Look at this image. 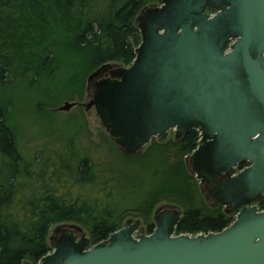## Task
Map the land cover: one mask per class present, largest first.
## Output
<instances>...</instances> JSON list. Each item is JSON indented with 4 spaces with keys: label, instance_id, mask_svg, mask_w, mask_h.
Segmentation results:
<instances>
[{
    "label": "water",
    "instance_id": "95a60500",
    "mask_svg": "<svg viewBox=\"0 0 264 264\" xmlns=\"http://www.w3.org/2000/svg\"><path fill=\"white\" fill-rule=\"evenodd\" d=\"M135 23L134 60L109 71L83 106L129 156L170 131L179 139L196 130L192 171L234 220L219 232L176 235L173 211L155 217L150 234L135 235L129 221L91 247L78 228L57 226L37 264H264V209L253 205L264 203V0H162Z\"/></svg>",
    "mask_w": 264,
    "mask_h": 264
},
{
    "label": "trees",
    "instance_id": "16d2710c",
    "mask_svg": "<svg viewBox=\"0 0 264 264\" xmlns=\"http://www.w3.org/2000/svg\"><path fill=\"white\" fill-rule=\"evenodd\" d=\"M145 3L0 0V264H37L52 251L46 242L49 229L61 222L86 227L91 246L102 242L121 228L122 217L133 211L134 200L141 199L144 181L139 175L102 166L74 144L67 154L71 164L63 163L60 156L32 169L9 115L22 94L42 112L63 99L80 97L88 73L101 66H129L141 41L135 19ZM198 140L196 130L175 139L178 153L191 154ZM247 165L243 161L238 169ZM174 172L182 174L180 164ZM152 198L143 202L152 207ZM183 207L176 235L219 232L234 220L223 208L206 213ZM154 228L148 223L146 234Z\"/></svg>",
    "mask_w": 264,
    "mask_h": 264
},
{
    "label": "rangeland",
    "instance_id": "374dc122",
    "mask_svg": "<svg viewBox=\"0 0 264 264\" xmlns=\"http://www.w3.org/2000/svg\"><path fill=\"white\" fill-rule=\"evenodd\" d=\"M161 3L162 0H146L138 15L146 8L159 7ZM103 66L106 67V70H103L99 77L93 78L89 85H87V79L94 71L88 73L82 95L78 98L75 97L74 100L63 99L42 112L31 105L32 99L25 94L19 97L18 103H14L13 110L10 111L9 115V124L17 130L19 148L26 160L31 163L32 169H38L42 165V161L54 162L60 156L63 163H68V149L74 144L81 154L87 155L102 166H111L131 175H139L144 181L140 190L142 200L140 199V202L134 200L133 206L137 207L136 204L138 203L140 208L133 207V211L125 214L120 222V227H124L131 221L135 225V235L138 233L146 234L147 224L154 223V218L160 214H171L173 211H177L181 217L184 211L183 206L186 205L202 208L206 213L217 208L215 200L209 196L208 185L199 181L192 171L190 160L192 153L184 156L178 153L175 146L174 131L169 132L165 142H160L157 139L151 140L137 155L129 156L119 148L106 132L94 107L91 106L86 109L83 106L94 99L97 82L105 75L107 76L109 71L117 67H127L122 63H108ZM65 102L74 105L67 111L56 110ZM36 152H40L39 157L38 154L36 156ZM64 156L65 158H63ZM37 157L40 159L39 162ZM69 163L71 164V162ZM178 164H180L182 173L180 176L174 172L175 165ZM154 170L157 171V175L152 177L151 173ZM148 197H153L150 200V202L153 201L152 207L143 202ZM149 207L151 208L149 209ZM223 210L230 213L227 208H223ZM230 214L234 216V214ZM57 226H62L65 229L74 226L73 228L79 229V231L78 229L72 231L76 236L85 234L89 237L88 229L81 224L57 223L51 226L46 238L51 249L55 245L52 239L56 236L54 231ZM89 246L91 247L90 240ZM23 264L32 263L24 261Z\"/></svg>",
    "mask_w": 264,
    "mask_h": 264
},
{
    "label": "flooded vegetation",
    "instance_id": "af4514ba",
    "mask_svg": "<svg viewBox=\"0 0 264 264\" xmlns=\"http://www.w3.org/2000/svg\"><path fill=\"white\" fill-rule=\"evenodd\" d=\"M103 70H106V67L103 68V69L101 70L99 76L102 74ZM99 76H98V77H99ZM108 76H109V72H108L107 76L105 75L101 80L107 78ZM223 178H225V177H223ZM255 202L258 203V204H257V207H258V208H260V204L263 203V202H261V201H257V200H256ZM263 206H264V203H263ZM160 215H161V214H160ZM73 234H74V233H73ZM58 237H59V233H56V236L53 237V239H52V240L54 241V243H55V240H56Z\"/></svg>",
    "mask_w": 264,
    "mask_h": 264
}]
</instances>
